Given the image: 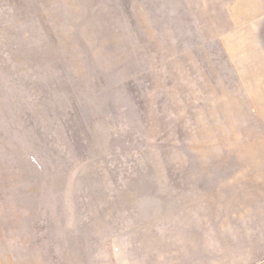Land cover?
Wrapping results in <instances>:
<instances>
[{
	"label": "rangeland",
	"instance_id": "obj_1",
	"mask_svg": "<svg viewBox=\"0 0 264 264\" xmlns=\"http://www.w3.org/2000/svg\"><path fill=\"white\" fill-rule=\"evenodd\" d=\"M0 264H264V0H0Z\"/></svg>",
	"mask_w": 264,
	"mask_h": 264
}]
</instances>
